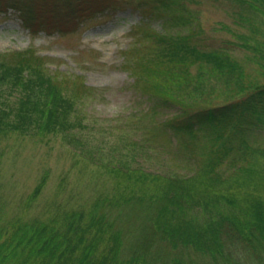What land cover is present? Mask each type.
Here are the masks:
<instances>
[{
	"label": "trees",
	"instance_id": "1",
	"mask_svg": "<svg viewBox=\"0 0 264 264\" xmlns=\"http://www.w3.org/2000/svg\"><path fill=\"white\" fill-rule=\"evenodd\" d=\"M30 2L0 0V12L14 7L25 14L36 7ZM247 2L264 12V0ZM78 5L74 14L89 7ZM136 5L139 25L148 24L136 29L151 28L153 35L144 36L155 42L153 60L166 64L147 73L158 78L153 106L176 108L143 136H135L139 121L131 134L117 135L107 155L98 143L90 144L98 151L92 154L76 131L82 118H71L93 89L84 76L72 79L74 97L67 76L34 50L0 52V141L60 137L82 154L75 161L107 176L104 190L78 183L64 201L43 207L38 198L45 175L25 197L0 183V264H264V141L248 137L264 132V83H246L242 66L229 54L187 45L190 35H170L167 16L159 28L149 23L169 5L164 0H135ZM168 61L173 65L167 67ZM189 62L198 71L188 83ZM158 126L186 145L197 143L198 152L185 156L186 170L165 162L154 140ZM6 152L0 149V157Z\"/></svg>",
	"mask_w": 264,
	"mask_h": 264
},
{
	"label": "rangeland",
	"instance_id": "2",
	"mask_svg": "<svg viewBox=\"0 0 264 264\" xmlns=\"http://www.w3.org/2000/svg\"><path fill=\"white\" fill-rule=\"evenodd\" d=\"M164 1L169 5L161 7L163 14L150 18L149 23L159 28L158 21L167 16L165 26L170 35H190L185 39L187 45L200 51L229 54L242 66L246 83H264V12L253 8L249 0ZM34 3L36 7L25 13L27 20L16 8L0 12V52L34 50L46 64L67 76L66 89L74 97H78V89H73L77 83L72 79L75 75L84 76L93 89L86 99L79 101L71 118L77 114L82 118L81 126L76 124V131L83 133L87 146L94 150L92 154L98 151L91 143L101 144L107 155L106 149L117 135L127 136L138 121L136 137L143 136L154 123H161L174 112V106H153L155 95L158 96L154 82L158 78L147 73L156 66L162 70L166 64L153 60L155 42L144 36L153 35L150 27L145 28L147 23L143 24L145 29H136L143 25H139L141 14L135 0H31L29 4ZM81 3L89 5L86 10L93 7V11L74 14V7ZM247 17L255 21L260 31L255 33L251 29ZM183 22L187 23L180 24ZM136 38L141 40L133 48L132 41ZM244 41L246 46L242 45ZM7 59L16 60L12 56ZM190 62L185 73L188 83L196 79L198 71L197 65ZM167 65L173 64L168 61ZM223 101L219 99L220 103ZM133 118L136 120L132 126ZM158 127L154 140L165 162L186 170L189 164L185 156L198 152L197 143L186 145L170 137L164 126ZM259 133L249 132L248 137L263 142L264 132ZM3 148L8 152L0 157L2 189L25 197L45 175L46 182L38 198L41 207L49 201H64L67 194L77 190L78 183L90 181L94 191L106 187V174L94 175L90 163L82 165L80 159L75 161L80 152L60 137L17 139L13 136L0 141V149ZM156 164L152 166L157 169ZM146 169L156 171L148 166ZM88 193L85 189L84 194Z\"/></svg>",
	"mask_w": 264,
	"mask_h": 264
}]
</instances>
